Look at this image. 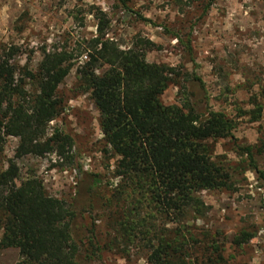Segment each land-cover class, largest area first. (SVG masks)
<instances>
[{
  "label": "rangeland",
  "instance_id": "rangeland-1",
  "mask_svg": "<svg viewBox=\"0 0 264 264\" xmlns=\"http://www.w3.org/2000/svg\"><path fill=\"white\" fill-rule=\"evenodd\" d=\"M99 11L110 21L107 40L123 50L148 40L154 44L146 52L148 63L175 70L164 105L189 100L200 114L210 108L234 120V139L208 145L235 191H203L201 211L169 217L146 189L118 176L119 158L101 131L100 113L78 89L77 69L85 58L74 61L77 66L60 86L62 115L48 129L49 135L60 129L73 138V161L55 154L18 159L20 142L8 138L0 174L15 162L18 186L40 180L50 197L71 206L77 264H151L153 248L162 240L183 244L177 254L168 253L175 264H264V153L257 154L264 111L258 122L250 115L255 97L264 104V0H0V53L18 50L13 59L18 77L37 74L45 52H73L97 36ZM26 88L32 92L31 79ZM241 147L254 149L259 172ZM84 173L100 178L99 189L90 191L92 179ZM6 221L0 211V242ZM242 233L254 238L238 247ZM20 260L17 249H0V264Z\"/></svg>",
  "mask_w": 264,
  "mask_h": 264
},
{
  "label": "trees",
  "instance_id": "trees-1",
  "mask_svg": "<svg viewBox=\"0 0 264 264\" xmlns=\"http://www.w3.org/2000/svg\"><path fill=\"white\" fill-rule=\"evenodd\" d=\"M95 18V38L73 52H45L37 74L18 77L13 65L18 50L0 53V152L8 138H16L18 159L55 154L67 163L73 161V138L60 129L49 135L48 129L62 115L60 86L77 66L74 61L85 58L77 69L78 89L90 95L100 113L101 131L119 158L118 176L146 189L150 201L169 217L181 218L190 209L201 211L204 204L198 194L203 191H235L230 173L214 161L208 145L209 140L234 139V120L210 108L200 114L189 100L164 105L162 97L175 70L148 63L146 52L154 47L148 40L128 50L107 40L108 16L99 11ZM28 79L32 92L26 88ZM193 80L203 84L197 76ZM260 96L264 98L263 89ZM251 104L255 107L251 121L258 122L264 104L257 97ZM239 149L259 172L254 149ZM262 153L264 141L257 154ZM19 172L10 162L0 174V211L7 216L0 249H17L21 258L17 264H77L71 206L50 197L40 180L30 178L18 186ZM84 176L92 179L91 192L99 189L98 176ZM253 238L242 233L235 244L242 247ZM162 242L153 248L150 263L175 264L167 259L168 253L177 254L183 244Z\"/></svg>",
  "mask_w": 264,
  "mask_h": 264
}]
</instances>
